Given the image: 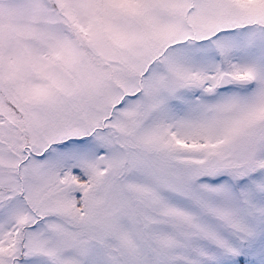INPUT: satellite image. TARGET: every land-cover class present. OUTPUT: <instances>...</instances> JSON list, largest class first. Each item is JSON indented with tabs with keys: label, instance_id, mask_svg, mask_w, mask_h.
<instances>
[{
	"label": "snow or ice",
	"instance_id": "1",
	"mask_svg": "<svg viewBox=\"0 0 264 264\" xmlns=\"http://www.w3.org/2000/svg\"><path fill=\"white\" fill-rule=\"evenodd\" d=\"M0 264H264V0H0Z\"/></svg>",
	"mask_w": 264,
	"mask_h": 264
}]
</instances>
